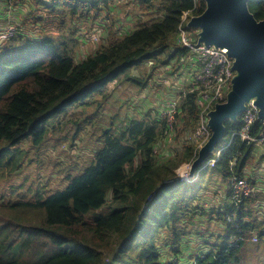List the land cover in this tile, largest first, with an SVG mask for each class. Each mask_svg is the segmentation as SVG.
<instances>
[{"label": "trees", "instance_id": "obj_1", "mask_svg": "<svg viewBox=\"0 0 264 264\" xmlns=\"http://www.w3.org/2000/svg\"><path fill=\"white\" fill-rule=\"evenodd\" d=\"M3 1L16 17L34 13L35 28L20 30L19 20L12 18L13 33L1 37L0 141L19 146L0 151V175L23 166V144L39 150L50 136L63 133L62 120L71 109L86 114L70 120L77 128L73 139L83 124H100L112 97L111 82L123 78L144 88L148 78L133 76L131 70L143 64L155 70L175 57L181 64L189 54L179 43L182 15H200L206 8L205 0H125L148 17L133 28L117 27L119 19L103 25L105 42L77 59L76 40L56 33L80 20L95 22L118 10L123 0ZM248 5L258 20L264 19V0ZM47 20L52 22L48 32L42 27ZM190 88L174 96L180 104L173 122L160 108L156 116L129 115L101 125L93 159L78 175L80 169L67 175L64 189L48 192L37 186L30 201L23 200L25 194L16 201L2 194L0 264H240L246 241L264 237V220L255 213L262 206L259 192L238 197L235 189L238 179L248 177L255 143L238 136L242 116L226 120L228 143L193 176L182 177L179 168L191 165L199 150L194 136L199 92ZM262 133L264 121L257 119L251 135ZM171 138L175 149L168 147ZM161 144L165 149L159 150ZM247 182L257 190L252 176ZM214 183L222 185L225 196L216 209L206 201ZM16 187L31 191V186ZM212 221L225 232L211 237ZM198 247L204 249L195 253Z\"/></svg>", "mask_w": 264, "mask_h": 264}, {"label": "rangeland", "instance_id": "obj_2", "mask_svg": "<svg viewBox=\"0 0 264 264\" xmlns=\"http://www.w3.org/2000/svg\"><path fill=\"white\" fill-rule=\"evenodd\" d=\"M118 6V10L113 11V13H104L95 22L80 20L76 24H69L70 29L59 31L56 35L66 34L68 37H73L76 40L75 52L77 59H82L96 51L105 42L107 36L103 25L108 27L113 20L119 19L117 27L121 28L127 25L129 28H133L139 18L144 20L149 15V13L137 7L130 6L125 0L120 1ZM126 14H130L132 19L127 17ZM15 15L12 8H9L3 0H0V42L3 40L1 39L3 35L13 33L12 18H17L20 21H16L18 23L16 27L20 30L30 32L35 28V24H33L34 13L31 17L25 19L22 18V15L18 17ZM48 25H52L51 20H47L42 25L47 32L50 31ZM185 31L188 39L196 42L198 31L191 28H185ZM193 58V55L188 54L185 56L186 61L181 64L175 57L169 64H161L155 70L151 64H143L131 70V75L133 76L136 74L138 78H148V83L144 88L132 82L124 81L123 78L111 82L108 92L112 97L107 104V108L102 111V122L98 125L83 124V126L78 128V134L74 139L73 135L76 133L77 128L69 123L70 120L73 122L79 116L83 117L86 115L80 109H71L69 111L68 118L62 120L63 133L50 136L41 149L36 150L29 143L23 144V148L27 151L25 156L22 157L23 166L11 175L8 169H5L0 175V202L3 201L2 194L4 195V200L7 201L19 200L18 198L24 194L26 197L23 200L30 201L32 200L30 197L33 196V191L37 186L44 188L48 192L62 189L67 184V175L70 172H76L80 169L79 172L75 173V175H78L81 169L93 159L95 149L101 144L99 139L100 126H108L111 118H114L116 122H122L129 115L142 118L145 114L151 112L152 116H156L160 112L158 111L160 108L162 110L161 115H166V107L174 99V96L178 97L179 92L186 90L194 80L192 68L189 64V61ZM163 100H166L165 105L161 107V101ZM172 138L168 147L175 149L178 144L176 142L172 143ZM227 143L228 138L224 137L222 142L215 148V154H219ZM18 146L7 145L3 140L0 141V151L14 150ZM163 146V144L159 145V150L165 149ZM253 154L254 157L248 165L247 175L254 178L257 190L247 182L248 177L246 182L250 188L249 194L256 191L259 192L258 202L262 206H257L255 213L259 220H264V146L255 145ZM186 169L187 164H184L178 170L179 174L184 178L189 176L187 175L189 170L187 169L186 173ZM19 185L31 186V191H25V187H16ZM222 189V185L214 183L206 194V201L215 209L225 202V196L221 192ZM252 205L254 206V204ZM221 228L218 221H212L211 229L213 232L210 231L211 237L223 234L225 230ZM202 250L198 247L195 253H199ZM241 256L240 264H264V237L246 241L241 251Z\"/></svg>", "mask_w": 264, "mask_h": 264}, {"label": "water", "instance_id": "obj_3", "mask_svg": "<svg viewBox=\"0 0 264 264\" xmlns=\"http://www.w3.org/2000/svg\"><path fill=\"white\" fill-rule=\"evenodd\" d=\"M248 2L205 0L203 13L192 15L186 24L198 30V44L221 49L232 58L235 71L225 101L208 112L211 135L187 165L190 177L224 139L226 120L237 121L251 103L258 109V119L264 121V19L255 17Z\"/></svg>", "mask_w": 264, "mask_h": 264}, {"label": "built area", "instance_id": "obj_4", "mask_svg": "<svg viewBox=\"0 0 264 264\" xmlns=\"http://www.w3.org/2000/svg\"><path fill=\"white\" fill-rule=\"evenodd\" d=\"M192 15L185 11L179 26V43L189 49V54L194 58L189 61L192 68L193 81L190 83V91H198L197 104L200 107V122L194 133L198 139V149L209 139L211 131L207 126L208 112L212 110L216 103L223 102L231 89V81L235 75L233 69V59L224 51L215 47H208L204 43L198 44L188 39L185 26ZM198 31V30H197ZM185 57L181 58V63L185 62ZM179 99H173L166 107L165 114L171 122L174 120L176 108L179 106ZM244 121L243 129L238 132V136L246 142H254L256 146H264V133L261 136H252L251 129L258 119V109L248 104L246 111L242 115ZM190 177V176H186ZM238 197L249 195L250 188L245 179H238L235 184Z\"/></svg>", "mask_w": 264, "mask_h": 264}, {"label": "bare ground", "instance_id": "obj_5", "mask_svg": "<svg viewBox=\"0 0 264 264\" xmlns=\"http://www.w3.org/2000/svg\"><path fill=\"white\" fill-rule=\"evenodd\" d=\"M184 173V172H183ZM185 174V173H184Z\"/></svg>", "mask_w": 264, "mask_h": 264}]
</instances>
